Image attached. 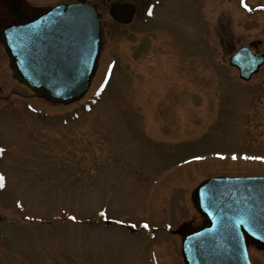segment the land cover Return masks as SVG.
I'll return each instance as SVG.
<instances>
[{"label": "rangeland", "instance_id": "1", "mask_svg": "<svg viewBox=\"0 0 264 264\" xmlns=\"http://www.w3.org/2000/svg\"><path fill=\"white\" fill-rule=\"evenodd\" d=\"M92 1L103 52L88 94L0 115V264H185L184 235L205 224L198 184L264 176V68L243 81L229 63L252 41L264 52V10L162 0L122 25Z\"/></svg>", "mask_w": 264, "mask_h": 264}, {"label": "water", "instance_id": "2", "mask_svg": "<svg viewBox=\"0 0 264 264\" xmlns=\"http://www.w3.org/2000/svg\"><path fill=\"white\" fill-rule=\"evenodd\" d=\"M133 10L127 4H114L111 13L119 21L130 22ZM49 19L57 21V27L61 22L64 26H59L52 50L57 58L28 63L22 27L7 33L4 40L16 78L37 96L69 104L84 96L97 70L101 23L95 10L84 2L55 8L39 24ZM263 61V55H252L248 48H241L230 59L244 79H250ZM195 200L210 226L185 238V263L251 264L247 239L264 247V177L211 178L197 187Z\"/></svg>", "mask_w": 264, "mask_h": 264}, {"label": "flooded vegetation", "instance_id": "3", "mask_svg": "<svg viewBox=\"0 0 264 264\" xmlns=\"http://www.w3.org/2000/svg\"><path fill=\"white\" fill-rule=\"evenodd\" d=\"M90 5L94 6L102 19L103 8L99 6L98 2L92 0H85ZM106 1V0H104ZM109 1L108 10L113 2H129L135 6V18H138L142 12L143 15L147 8L155 3L157 0H107ZM79 0H68L63 3L61 0H0V115L6 113L8 110L12 112L29 111L30 99H36L31 90L23 83L17 81L11 74L9 68V58L6 53L2 33L8 32L12 28L25 27L28 34L33 30V34L28 36L29 40H37L40 47L51 46V35L47 34V22L38 24L39 18L45 15L50 9L63 4L77 3ZM142 15V16H143ZM37 20V21H36ZM53 22V21H52ZM56 24V21H54ZM51 24V21L49 22ZM29 41V42H30ZM257 43L255 49L258 48ZM8 107V108H7ZM24 107V109H23ZM7 108V110H5ZM5 110V111H4Z\"/></svg>", "mask_w": 264, "mask_h": 264}, {"label": "snow or ice", "instance_id": "4", "mask_svg": "<svg viewBox=\"0 0 264 264\" xmlns=\"http://www.w3.org/2000/svg\"><path fill=\"white\" fill-rule=\"evenodd\" d=\"M245 7H247L246 5H245ZM0 151H3L2 149H0ZM3 179V177H0V180H2ZM145 227L147 228L148 227V225H145Z\"/></svg>", "mask_w": 264, "mask_h": 264}]
</instances>
